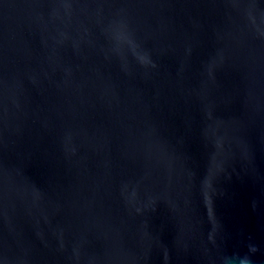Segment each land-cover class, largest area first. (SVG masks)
<instances>
[{
	"label": "water",
	"instance_id": "obj_1",
	"mask_svg": "<svg viewBox=\"0 0 264 264\" xmlns=\"http://www.w3.org/2000/svg\"><path fill=\"white\" fill-rule=\"evenodd\" d=\"M0 264H264V0H0Z\"/></svg>",
	"mask_w": 264,
	"mask_h": 264
}]
</instances>
